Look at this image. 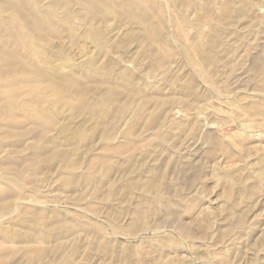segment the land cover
Here are the masks:
<instances>
[{
  "label": "rangeland",
  "instance_id": "374dc122",
  "mask_svg": "<svg viewBox=\"0 0 264 264\" xmlns=\"http://www.w3.org/2000/svg\"><path fill=\"white\" fill-rule=\"evenodd\" d=\"M0 264H264V0H0Z\"/></svg>",
  "mask_w": 264,
  "mask_h": 264
}]
</instances>
